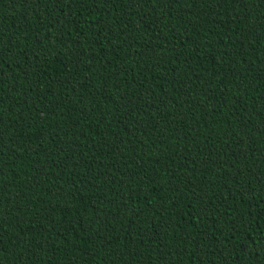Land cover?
<instances>
[{
    "label": "trees",
    "instance_id": "16d2710c",
    "mask_svg": "<svg viewBox=\"0 0 264 264\" xmlns=\"http://www.w3.org/2000/svg\"><path fill=\"white\" fill-rule=\"evenodd\" d=\"M0 264H264V0H0Z\"/></svg>",
    "mask_w": 264,
    "mask_h": 264
}]
</instances>
